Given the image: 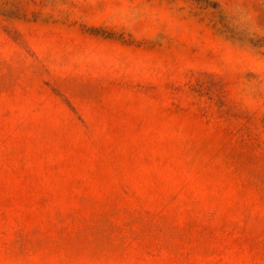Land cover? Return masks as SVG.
Returning a JSON list of instances; mask_svg holds the SVG:
<instances>
[{
    "label": "rangeland",
    "instance_id": "rangeland-1",
    "mask_svg": "<svg viewBox=\"0 0 264 264\" xmlns=\"http://www.w3.org/2000/svg\"><path fill=\"white\" fill-rule=\"evenodd\" d=\"M0 264H264V0H0Z\"/></svg>",
    "mask_w": 264,
    "mask_h": 264
}]
</instances>
